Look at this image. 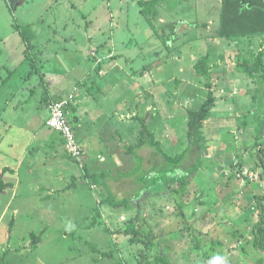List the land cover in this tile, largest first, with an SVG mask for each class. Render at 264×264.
<instances>
[{"label":"rangeland","instance_id":"374dc122","mask_svg":"<svg viewBox=\"0 0 264 264\" xmlns=\"http://www.w3.org/2000/svg\"><path fill=\"white\" fill-rule=\"evenodd\" d=\"M148 1L38 0L35 7L39 11L50 5L45 15L50 27L42 28L44 39L50 31L48 37L52 40V30H60V42L55 44L59 43L58 54L41 57L34 51L26 60L21 34L11 26L12 17L0 0V151L4 152H0V174L4 168L14 166V158L26 155V147L33 145L30 141L34 133L38 143L32 149L37 153L26 155L23 166L32 168L31 173L21 171L22 183L17 191L7 189L0 195V264H112L109 255L126 264H264V251L253 243L246 251L230 249L233 240L240 241L241 246L253 242L254 226L260 219L257 193L262 196L264 189L260 187L263 181L258 176L254 146L264 141V82L250 78L243 66L256 68V57L264 42L258 47L246 39L235 44L229 41L225 48H219L205 41L218 27V22L210 24L209 19L217 18L220 1L161 0L155 8ZM36 30L39 34L40 28ZM38 45L41 47L40 42ZM262 52L264 61V49ZM213 53L215 65L210 70L215 72L208 71L204 87L195 79L191 82L187 72L190 64L195 65L205 55H209L210 62ZM184 54L190 64H179ZM108 59L117 60V65L100 82ZM36 63L38 75L32 67ZM153 63L161 67L155 74L161 79L160 85L152 89L147 84L145 91L132 81L137 78L133 74L145 72ZM45 72L50 74H45L43 85ZM52 72L57 75L53 79ZM182 75L193 87L181 85ZM207 82L216 95L201 130L209 154L195 169L198 150L187 141L186 113L198 110L206 101ZM10 85L15 87L13 97ZM99 85L101 91L96 92ZM47 90L50 95L54 93L53 101H63L71 95L70 106L76 103L79 110H92L93 117L83 116L90 120L84 127L86 138L95 141L90 155L78 141L85 153L88 174L101 177L105 184L84 177L77 164L68 161L60 135L45 127L43 110L51 97H44ZM150 95L155 96V114L160 120L153 122L155 119L150 117L147 128L158 139L170 132L175 147L161 141L165 154L160 153L165 158L149 145L137 143L139 121L124 123V127L115 118L110 121L128 102L129 108L144 118L146 105L138 101ZM186 96L192 101L183 102ZM6 100L18 102L20 110L7 108ZM134 102L139 105L136 109ZM71 117L69 111L68 118ZM207 127L215 129L206 130ZM115 128H122L121 134H116ZM76 131L81 132V128ZM100 140L102 143H98ZM46 142L49 144L45 146ZM183 172L191 178L190 192L179 199L172 193L176 183H169L166 177L173 174L179 180ZM3 176L6 183L19 184L18 176L9 172ZM234 176L236 182H230L229 177ZM251 188L257 195L244 203ZM251 207L255 208L254 218L247 225L253 228L252 233L244 232L241 239H236L225 232L223 241L220 236L226 248L223 258L219 244L211 250L218 233L232 231L240 212L250 213ZM187 227L191 232H183ZM149 229L164 236H158L149 247L131 242L132 230L144 235ZM162 256L166 263L159 260Z\"/></svg>","mask_w":264,"mask_h":264},{"label":"crops","instance_id":"0c3cea01","mask_svg":"<svg viewBox=\"0 0 264 264\" xmlns=\"http://www.w3.org/2000/svg\"><path fill=\"white\" fill-rule=\"evenodd\" d=\"M4 1V5H5V8H6V10L8 11V13H9V15L12 17V19H10V22H11V26L13 27V29L15 30V31H17L18 33H20L21 34V39H22V42L24 43V48H23V50H24V58L26 59V60H29L30 59V53L29 52H37L38 54L39 53H41V57H44V56H48V53H54V56L56 55V54H58V44L57 45H55L57 42H60V40H59V33H60V30L59 31H57L55 28L52 30V32H53V39L52 40H50L49 39V34H50V31L49 32H47V30H44V31H46L47 32V38L46 39H44V33H43V30H42V28L45 26L46 28H49L50 27V25H49V21H48V19L46 20V18H45V15L47 14V8H49L50 7V5H45L44 6V9H42V10H38V9H36V7L35 6H37L35 3L36 2H38V0H3ZM214 1H220L221 3H222V0H214ZM219 8V11H218V13H217V18L215 19V20H211V19H209V23L210 24H215V22L217 23L218 22V25H219V13H220V8H221V5H220V7H218ZM30 10H31V12H30ZM33 13V14H32ZM34 14H36V15H34ZM214 22V23H213ZM54 27H56V21H54ZM36 28H40V32H39V34H38V31L36 30ZM207 40H205V41H207V42H210L213 46H214V44L217 46V44L219 45L218 47L219 48H225V47H223V46H226V44H227V42H232V41H234V44L237 42V40H240L239 42L241 43V42H244V40L246 39V40H250L252 43H257V46L258 47H260L261 46V42H264V36L262 35V36H253V37H238V38H235V39H231V40H227V39H225V38H220V39H213V38H206ZM49 41H51V45H48V43H49ZM41 43V47L38 45V43ZM42 43H45V44H42ZM240 43H238V44H240ZM224 44V45H223ZM264 49V45H263V48L262 49H260V51H262ZM220 50V49H219ZM49 58V57H48ZM99 58V57H98ZM110 58H111V56H110ZM210 58H212V60L209 62V61H207V64H208V71H210V73L212 72V74L215 72L214 71V69H211L210 70V67L212 68L213 67V65H215V58H216V55L213 53L212 54V56H210ZM182 60L181 61H178L179 62V64H181V63H183V62H187V63H191L190 62V59H188L187 58V55H183L182 56V58H181ZM187 59H188V61H187ZM208 60H209V55H208ZM100 61H102V60H98V62L100 63ZM103 62V61H102ZM99 63H97L96 64V67L98 66L99 67ZM116 65H117V60L116 61H113V60H106V63H104L103 64V67H102V70L105 72V75L104 76H102L101 78H99L100 79V82H102V80H103V78L104 77H107L108 75H110L112 72H113V70H114V68L116 67ZM217 65V64H216ZM218 66H220V67H222L221 65H218ZM33 67V69H37V68H39L38 66H37V63L34 65V66H32ZM160 66H158V64L157 63H153L151 66H149V68L145 71V72H142V73H138V74H133V77H135V76H137V78L135 79V78H131L132 79V81L133 82H135L137 85H142V88L145 90V86L148 84V85H151L152 86V89L154 88V87H159L158 85H160V80L158 79V77H155V74H156V72H157V70L159 71V69L161 68H159ZM189 69H188V75H189V77L191 76V82H192V80L193 79H195L196 81H198L199 82V84H200V86H203L204 85V80L206 79V78H204V77H202L201 75H200V77L199 78H196V76L197 75H199V74H197L196 72H195V70H194V64L192 65V63L190 64V66L188 67ZM192 68V69H191ZM179 70L180 71H182V68H179ZM217 70H220L219 68H216V71ZM55 72V71H54ZM54 72H52V75H53V77H52V79L54 78V75L55 76H57L56 75V73H54ZM36 73H37V75L39 74V70L37 69V71H36ZM49 72H45L44 73V77H43V85L45 84V82L44 81H46L47 80V76H45V74H48ZM222 73H223V71H222ZM50 74V73H49ZM123 76H125V75H123ZM127 76H129V75H126L125 77H127ZM129 77H131V76H129ZM36 79H37V77H36ZM182 83H181V85H184V86H190V87H193L192 85V83H190L189 82V80H188V77H186V76H183L182 75ZM226 79V78H225ZM99 82V81H98ZM126 83V82H125ZM208 83V82H207ZM206 83V84H207ZM210 83V82H209ZM211 83H213L212 81H211ZM210 83V84H211ZM206 84H205V88H206ZM4 85V84H3ZM213 85H214V83H213ZM190 87H188V88H190ZM204 87V86H203ZM0 88H1V86H0ZM9 88H10V96L11 97H13V94H14V91H15V87H13V86H9ZM212 88H214V86L212 87ZM115 89L114 88H112V91H114ZM33 91V90H32ZM49 91L50 90H47L43 95H44V97H46V96H48V95H50V93H49ZM96 92H99V91H101L100 90V85H99V88L98 89H96L95 90ZM146 91V90H145ZM51 92V91H50ZM30 93V92H29ZM48 94V95H47ZM90 94L91 95H93V93H92V91H90ZM54 95V93L52 92V94L49 96L50 97V100H48L47 101V104L45 105V108H44V112L46 113V119L48 118V113H47V105L51 102V101H53L55 98H52V96ZM151 97L149 98V99H147L146 97H144V98H141L140 96V99H139V104H141V102H143V104H145L146 105V108H145V111H146V114L147 113H149V115H150V117H153L155 120H152L153 122H155V121H158V120H160V118H157V115L155 114V105H156V99L153 97V95H150ZM213 96H215V98H216V95H213ZM149 97V96H148ZM47 98V97H46ZM45 98V99H46ZM154 99H155V101H154ZM185 99L187 100V101H192V98H190V99H188V96H186V97H184V99H183V102H185ZM82 102H83V100H81ZM141 101V102H140ZM150 101H152L151 102V106L150 107H148V105L150 104ZM217 101V100H216ZM5 104H6V107L7 108H13L14 109V111H18V110H20L19 109V104H18V102H16V103H12L11 101H8V100H6L5 101ZM118 107H119V105L118 104H116ZM125 106L121 109L120 107V113L118 114H115V116L113 115V117H112V119H110V121H111V123H112V121H113V118H115V119H117L119 122H123V124H122V126L124 125V123H126V124H131V121H134V119L135 118H141L139 115H138V112H137V110H132L133 108H129V102L126 104H124ZM134 108L136 109V107H138L139 105H138V103H137V105H136V102H134ZM132 106V105H131ZM20 107H21V111H24L25 110V108H22V107H24V106H21V104H20ZM125 108V109H124ZM17 109V110H16ZM124 109V110H123ZM212 110V109H211ZM69 111H71L72 112V114H73V117H71L70 118V122H71V124H72V126H73V128H74V131H75V134H76V139H77V142L79 143V141L78 140H80L81 142H82V144H83V146H84V148H86V153L87 154H89L90 155V153H91V151H92V149L94 148V142L95 141H90V139H92V138H90L89 137V139L88 138H86V134L84 133V131L86 130V128H84V127H88V124H90V120L89 121H87V119L88 118H84L83 116H89V114H90V116H92V110L90 109V110H86V108H82L81 110H79V108H78V106H77V104L75 103V105L74 106H71L70 107V109H69ZM68 111V112H69ZM97 111H98V107H95V112L97 113ZM188 112V111H187ZM18 114V113H17ZM35 114H38L37 112H35ZM146 114H145V116H146ZM35 118H36V116H34ZM93 117V116H92ZM96 117V116H95ZM94 117V118H95ZM31 118H33V117H30V119L28 120L29 122H31L32 120H31ZM130 120V121H126V120ZM150 121V120H149ZM184 121H185V119H184ZM187 121H188V116H187V113H186V127H187ZM92 122V121H91ZM262 122V121H261ZM206 123V121L204 122V124ZM11 127H12V125H10ZM83 127V128H82ZM124 127V126H123ZM77 128H81V132H77L76 130H77ZM129 128V127H128ZM204 127H202V129H203ZM187 129V128H186ZM207 129H209L210 131H213V129H215V128H213V129H211V128H206V130ZM48 130H50V129H48ZM120 130H122V128H119V130L117 129V128H115L114 129V131H115V133L116 134H119L120 132ZM168 130H170V129H168ZM39 132L40 131H42V130H38ZM148 131H149V129H148ZM222 131V129H221V127L220 126H218V133H220ZM140 132H141V130L139 131V134H138V136H137V141H138V138H139V135H140ZM150 132V131H149ZM151 134L153 133L152 131L150 132ZM78 134V135H77ZM121 134V133H120ZM202 134V133H201ZM153 135V134H152ZM203 136V135H202ZM36 134L34 133V135L32 136V138H31V141H30V143L32 142V144L33 145H35V144H38L37 142H36ZM187 137V136H186ZM60 138H61V136H60ZM204 138V137H203ZM62 139V138H61ZM86 139V140H85ZM99 139H102L101 137L99 138ZM99 139H97V140H99ZM63 140V139H62ZM61 140V141H62ZM158 140H160V142L163 140L164 142H165V144H167V145H169V147L170 148H175L174 146H173V139H172V136H171V134H170V132H166V134H165V136L164 137H159V139L155 136L154 137V135H153V141L155 142V143H157V145H158V150H156L154 147H152V146H150V147H152V149H154L157 153H159L160 154V156H162L163 154H165V153H163L162 152V150H161V147H163V145H162V142L161 143H159V141ZM205 140V139H204ZM101 142H98V143H102V140H100ZM187 141H188V139H187ZM189 142V141H188ZM30 143H29V145H30ZM51 143H53V142H51ZM137 143H139V141L137 142ZM49 144V142H46L44 145L46 146V145H48ZM62 144L64 145V142L62 141ZM80 144V143H79ZM140 144V143H139ZM189 144V143H188ZM33 145H31V146H27L26 147V155H31L32 153H37L36 152V150L35 151H33L32 149L34 148L35 149V147L33 146ZM96 145H97V142H96ZM65 146V145H64ZM140 146H147V145H141L140 144ZM190 146V145H189ZM12 146H10V148H11ZM38 147H40V149H41V146H39L38 145ZM208 147V146H207ZM65 148V151H66V147H64ZM37 149V148H36ZM94 150V149H93ZM107 150V149H106ZM160 150H161V152L163 153V154H161L160 153ZM37 151H40L39 149H37ZM1 153H3L4 154V152H2V151H0ZM67 152V151H66ZM93 152H95V151H93ZM101 153V152H100ZM208 154H209V147H208ZM8 155V154H7ZM25 154H23V157H21L20 159H15L13 156V158H14V160H15V164H14V166H8V167H10V169H7V168H4L2 171H1V174H0V180H2L3 181V179H2V176L3 175H5L7 172H9V173H11V175H14V176H18V183L19 184H17V186L16 185H14L13 183H9L10 185H11V187H9L8 189L10 190V189H12L13 191H17V189L19 188V185L22 183L21 181L22 180H19L20 178H19V173L21 172V171H23V170H26V172L29 174V173H31V170H32V168H28V169H25L23 166H24V163L26 162V156ZM99 155V154H98ZM168 155V154H167ZM84 156H85V153H84ZM169 156V155H168ZM68 161L72 164V161H70L69 159H68ZM58 162V161H57ZM59 163V162H58ZM74 163V162H73ZM7 166V165H6ZM77 166L80 168V166L77 164ZM48 167V166H47ZM81 171V170H80ZM247 171V170H246ZM82 173V172H81ZM91 174V173H90ZM83 175V174H82ZM89 175V174H88ZM248 175H253V173H251V172H249V174ZM4 177V176H3ZM236 177H237V175H236ZM230 182L232 181H234V182H236V180H237V178H235V176H234V178H230L229 177V179H228ZM4 183H6L5 181H3ZM260 185V184H259ZM260 187L261 188H263L264 189V180H263V185L261 184L260 185ZM200 193V192H199ZM201 194V193H200ZM257 194H260L259 196H261V194L262 193H257ZM256 194V191L254 190V189H252L251 188V191L250 192H248V194H246L245 195V197H246V200H245V198H244V203H245V201L246 202H250V201H248V200H250L252 197H254V196H256L257 195ZM203 195V194H202ZM262 197H264V194L262 195ZM239 198H241V197H239ZM259 200V199H258ZM202 203L204 202V201H202V200H200ZM240 201V200H239ZM234 202H236L237 203V201L236 200H234ZM264 202V200H262V202H260V203H263ZM183 204V203H182ZM182 204L180 203H178V205H180V206H182ZM185 205H183L182 207H184ZM244 206H245V204H244ZM244 206H241L242 208L244 207ZM257 207H258V205H257ZM181 208V207H180ZM242 208L241 209H239L240 211L242 210ZM185 210V209H184ZM254 212H255V208L254 207H251V212L250 213H243V211H241L240 213V217H238L239 219H235L234 220V223H233V227H232V231H220L219 233H218V235H219V237L217 238V240L218 241H212L211 242V247H210V249L212 250L214 247V245L215 244H219L218 246H219V254L222 256V258L225 256V246H224V243L223 242H221L219 239H220V236H221V240H222V237L224 238V236H226L227 234L226 233H228V235L229 236H231V237H233V238H235V237H237L236 239H241V237H240V235L241 234H243L244 232H251V231H253V228H249L248 227V225L250 224V222H252V220H253V218H254V216H253V214H254ZM207 215L206 214H204V218L206 217ZM203 219V218H202ZM239 220V221H238ZM237 222H238V224H237ZM246 222V223H245ZM247 223H248V225H247ZM194 226H196L195 224H193ZM188 228V229H187ZM183 232H187V231H189V232H191L190 230H192L191 228L189 229V227H187ZM251 229V230H250ZM226 232V233H225ZM252 233V232H251ZM254 233V232H253ZM161 236H164V235H162V234H160ZM255 237V236H254ZM189 238V237H188ZM232 238V239H233ZM223 241V240H222ZM253 243V246H254V238H253V242L252 241H249V243H247V242H244V245L243 246H241V242L240 241H232L231 242V246H230V249L231 248H234V249H238L239 251L240 250H245L246 248H247V246H249V245H251ZM239 244H240V246L241 247H239ZM255 247V246H254ZM225 250V251H224ZM259 250V249H258ZM231 251H232V249H231ZM231 251H229L228 252V254L230 255V257L231 258H233V255H232V252ZM246 251V250H245ZM248 254V252L246 253V255ZM249 254H251V253H249ZM220 255H218V256H220ZM240 256V254L238 255V257ZM234 259V258H233ZM236 259V258H235Z\"/></svg>","mask_w":264,"mask_h":264},{"label":"trees","instance_id":"16d2710c","mask_svg":"<svg viewBox=\"0 0 264 264\" xmlns=\"http://www.w3.org/2000/svg\"><path fill=\"white\" fill-rule=\"evenodd\" d=\"M161 0H150L148 4L151 8H155V5ZM141 14L145 17L147 16V12L144 10L140 11ZM154 15L156 14L155 11ZM264 36V0H222L220 13H219V25L216 28L215 32L206 38L220 39L225 38L227 40L235 39L238 37H253V36ZM208 55L203 56L195 65L194 70L197 74L201 75L204 78L208 76ZM246 74L254 79L257 83L264 82V61H263V52L258 53L256 57V68L250 69V67L245 64L243 66ZM206 88L208 89V94L206 101L199 107L196 111H188V121H187V129L186 136L189 141L190 147H194L197 152V160L195 169H198L201 165L200 160L208 155V147L205 145V140L201 134V130L203 127V123L206 121L208 113L214 106L215 97L211 91V84L208 82L206 84ZM259 93L257 92V95ZM261 95L259 94V99ZM264 107V105H263ZM134 120L139 121L141 125V132L138 138V141L141 145H149L154 147L156 150L158 149L157 143L153 141V135L148 131L147 122L150 120L149 113L146 114L144 118H135ZM258 138V137H257ZM260 138H258L259 140ZM255 153L257 159V166H259V174L258 176L263 181L264 180V141L255 143ZM165 158L164 155L161 156ZM68 159L80 166V170L84 177H92L95 180L102 181L101 183L105 184L104 180H101V177L95 175H88L87 165L85 162L84 156L76 160L72 157H68ZM200 163V165H199ZM176 168V167H175ZM181 172V170H176L177 172ZM191 172H189L190 174ZM183 178L177 179L175 175L166 177L169 183H176V188L172 190V193L181 199L182 197L187 196L189 194V186L191 178L187 177L188 172H183ZM11 187L9 183H4L0 180V195L5 193V191ZM258 210L260 214V219L254 226L255 237H254V246L257 249L264 251V205L260 202L264 200V197L260 196L258 198ZM10 223V228H11ZM131 226V225H129ZM147 231L146 234L142 235L141 231L132 230L130 235L132 238L131 242L136 243L138 245H144L145 247H149L153 244V241L158 238V236L163 235V233H154L151 229ZM128 234V232L126 231ZM32 236V235H31ZM95 251V249H93ZM112 262V264H126L125 262H119L110 255L108 256ZM159 260L163 263L167 262V259L162 256L159 257ZM139 261H142L140 258ZM139 263V262H138ZM139 264H142L141 262ZM259 264V263H256Z\"/></svg>","mask_w":264,"mask_h":264},{"label":"built area","instance_id":"2783aa9c","mask_svg":"<svg viewBox=\"0 0 264 264\" xmlns=\"http://www.w3.org/2000/svg\"><path fill=\"white\" fill-rule=\"evenodd\" d=\"M72 102L73 96L71 95L63 101H51L47 105L48 118L45 121V127L61 136L68 156L79 160L84 156V152L77 142L74 128L68 118V108L71 107Z\"/></svg>","mask_w":264,"mask_h":264},{"label":"clouds","instance_id":"9594fccd","mask_svg":"<svg viewBox=\"0 0 264 264\" xmlns=\"http://www.w3.org/2000/svg\"><path fill=\"white\" fill-rule=\"evenodd\" d=\"M217 259H221V258L218 257Z\"/></svg>","mask_w":264,"mask_h":264}]
</instances>
